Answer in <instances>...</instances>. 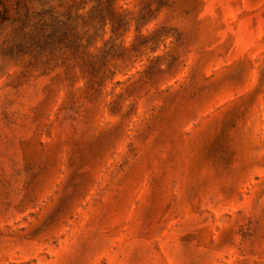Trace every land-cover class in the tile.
<instances>
[{
  "label": "rangeland",
  "instance_id": "rangeland-1",
  "mask_svg": "<svg viewBox=\"0 0 264 264\" xmlns=\"http://www.w3.org/2000/svg\"><path fill=\"white\" fill-rule=\"evenodd\" d=\"M15 2L0 19V264H264V0H116L129 31L98 30L91 52L131 47L148 9L140 33L158 34L91 100L80 72L49 91L59 72L6 47Z\"/></svg>",
  "mask_w": 264,
  "mask_h": 264
},
{
  "label": "trees",
  "instance_id": "trees-1",
  "mask_svg": "<svg viewBox=\"0 0 264 264\" xmlns=\"http://www.w3.org/2000/svg\"><path fill=\"white\" fill-rule=\"evenodd\" d=\"M7 1L0 0V19L5 21ZM58 6L49 0H16V7L22 2V13L16 9L12 35L5 41L6 47L14 54L28 57L26 65L32 71L55 73L45 89L51 91L58 84L74 83L78 80L75 72L81 73L85 81L84 92L88 99L98 98L107 79L118 69H125L134 62L139 45L158 34L140 33L147 10L136 20L135 37L130 45L115 49L108 42L97 53L91 52L101 29L102 36L110 33L115 41L130 28V19L115 8L116 0H90L92 6L84 13L89 0H59ZM59 7V8H58ZM96 19V26L94 23ZM108 26V29L106 27ZM108 30V31H107ZM111 73V74H110ZM112 104H116L113 101Z\"/></svg>",
  "mask_w": 264,
  "mask_h": 264
}]
</instances>
